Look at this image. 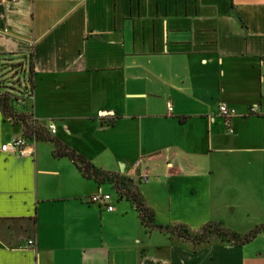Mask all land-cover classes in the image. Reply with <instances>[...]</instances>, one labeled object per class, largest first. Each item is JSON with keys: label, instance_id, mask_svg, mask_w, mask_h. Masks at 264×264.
<instances>
[{"label": "crops", "instance_id": "1", "mask_svg": "<svg viewBox=\"0 0 264 264\" xmlns=\"http://www.w3.org/2000/svg\"><path fill=\"white\" fill-rule=\"evenodd\" d=\"M29 63V114L137 192L155 226H264V0H0V66ZM20 136L0 111V148ZM54 150L0 152V264H264V232L193 245L150 230Z\"/></svg>", "mask_w": 264, "mask_h": 264}, {"label": "trees", "instance_id": "2", "mask_svg": "<svg viewBox=\"0 0 264 264\" xmlns=\"http://www.w3.org/2000/svg\"><path fill=\"white\" fill-rule=\"evenodd\" d=\"M26 69L30 80L32 75L30 63ZM28 109V107L26 108L18 105L16 99L12 96L3 95L0 97V111L7 120L22 127V136L33 137L35 142H52L55 146L53 152L54 157H67L86 178H94L95 181H110L114 185L117 193L133 204L143 227L158 231L159 233H171L176 238L183 241H189L193 245L206 244L214 239L226 241L231 245H246L255 239L260 233L264 232V226H258L245 235L239 236L224 228L221 223H208L197 232H192L183 225H174L166 228L155 226L153 213L142 203L137 192L128 188L124 182L115 180L112 176L98 174L82 156H79L74 151L62 146L58 141L50 137L45 130L33 126Z\"/></svg>", "mask_w": 264, "mask_h": 264}, {"label": "built area", "instance_id": "3", "mask_svg": "<svg viewBox=\"0 0 264 264\" xmlns=\"http://www.w3.org/2000/svg\"><path fill=\"white\" fill-rule=\"evenodd\" d=\"M8 2H14L15 0H6ZM5 72L6 79L4 82H13L15 83V87L10 91H3L0 89V97L3 95L12 96L16 99V103L21 107H29V105L33 102V92L30 85V80L28 78L27 69L24 65L19 64L15 66H0V73ZM19 75L26 76V81H23L18 78ZM167 111L171 112V106H167ZM218 112L223 119L224 126L229 134H232V120L236 116V111L233 108L228 107L226 104H220L218 107ZM249 115H256L257 108L251 107L248 110ZM30 120L33 126H37L40 129L45 130L49 135L55 132V125L53 122H48L45 126L33 116L30 115ZM35 143V139L33 137H14L8 143L4 144L0 148V152L2 153H12L17 155L18 157H31L33 155V145ZM141 161L138 160L134 163V169L137 170L140 168ZM139 179L142 182L147 183L148 178L145 174L140 173ZM111 197L110 195H95L89 199L90 203H98L103 204L108 212L113 211V206L110 204ZM33 241L29 240L27 242V248H33Z\"/></svg>", "mask_w": 264, "mask_h": 264}, {"label": "rangeland", "instance_id": "4", "mask_svg": "<svg viewBox=\"0 0 264 264\" xmlns=\"http://www.w3.org/2000/svg\"><path fill=\"white\" fill-rule=\"evenodd\" d=\"M6 74L5 72H2L0 73V89L3 90V91H10L12 88H14L15 86V83H13L12 81L11 82H4V79H6ZM18 78H20L23 81H26V76H22V75H19ZM114 197L116 198L117 196L114 195Z\"/></svg>", "mask_w": 264, "mask_h": 264}]
</instances>
